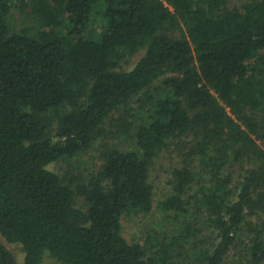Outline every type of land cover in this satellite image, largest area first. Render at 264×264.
<instances>
[{
  "label": "trees",
  "instance_id": "trees-1",
  "mask_svg": "<svg viewBox=\"0 0 264 264\" xmlns=\"http://www.w3.org/2000/svg\"><path fill=\"white\" fill-rule=\"evenodd\" d=\"M0 233L23 264H264V0H0Z\"/></svg>",
  "mask_w": 264,
  "mask_h": 264
},
{
  "label": "rangeland",
  "instance_id": "rangeland-1",
  "mask_svg": "<svg viewBox=\"0 0 264 264\" xmlns=\"http://www.w3.org/2000/svg\"><path fill=\"white\" fill-rule=\"evenodd\" d=\"M145 52H141L137 56L130 59L128 64L124 66L125 69H132L138 63V61L144 56ZM113 131V132H112ZM110 135L114 139H109L111 143L117 142L121 143L122 146L126 149L134 148L133 142H120V139H123V136H119L118 130L114 127L111 128ZM120 137V138H117ZM114 141V142H112ZM101 151L99 147H95L89 153L85 154L81 159V161L77 166L74 167L72 163L60 162L54 163L50 166V169L56 173L61 174L62 176H66L68 178L77 175L79 172L90 173L96 172L99 170L102 164ZM180 161L175 159L174 157L169 156L168 154H164L160 159L156 161V166L152 172L151 181L155 187V210L147 216H132L124 219V234L128 240L132 242L144 243L145 238L148 233L154 234L155 230H159L161 215L157 211V205L159 201L166 199L171 191L172 185L170 184V180L172 179L170 171L173 167L179 166ZM81 203V202H80ZM148 234V235H149ZM147 237V236H146ZM0 243L5 244L8 249L14 254L19 264H23L25 258V252L23 248L19 244H10L8 243L4 237L0 233ZM236 251L232 253L230 257L229 264H233L235 260ZM237 257V256H236ZM47 264L54 263L52 260L47 259Z\"/></svg>",
  "mask_w": 264,
  "mask_h": 264
}]
</instances>
